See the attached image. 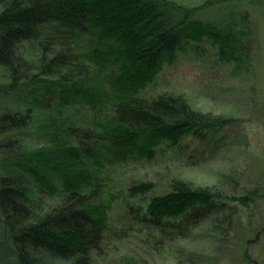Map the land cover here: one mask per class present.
Masks as SVG:
<instances>
[{"label": "trees", "instance_id": "trees-1", "mask_svg": "<svg viewBox=\"0 0 264 264\" xmlns=\"http://www.w3.org/2000/svg\"><path fill=\"white\" fill-rule=\"evenodd\" d=\"M200 10L173 0H0V264H93L116 202L107 168L227 124L183 96L139 93L200 33L235 74L254 73L248 14L207 22ZM257 195L234 200L248 209ZM223 199L174 180L130 220L185 238L200 210ZM226 244L251 263L242 245Z\"/></svg>", "mask_w": 264, "mask_h": 264}, {"label": "rangeland", "instance_id": "rangeland-1", "mask_svg": "<svg viewBox=\"0 0 264 264\" xmlns=\"http://www.w3.org/2000/svg\"><path fill=\"white\" fill-rule=\"evenodd\" d=\"M173 1L201 7L197 17L207 22L247 13L258 40L254 73L235 74V65L221 58L216 41L194 33L196 39H185L173 61L143 85V97L183 96L195 110L227 124L192 131L177 144L165 142L151 158L134 157L107 168L116 202L102 248L92 252L93 264H245L239 253L226 248L227 241L235 250L242 245L250 264H264V0ZM174 180L220 192L224 202L200 210L199 225L185 238L172 227L161 234L130 220L131 210L146 212L153 198L171 191ZM148 184L153 187L147 193L132 195L133 186ZM254 191L258 195L248 209L235 202ZM160 239L161 253L155 248Z\"/></svg>", "mask_w": 264, "mask_h": 264}]
</instances>
